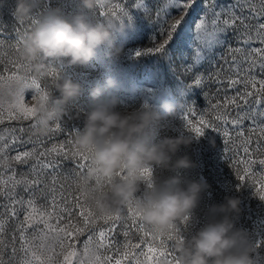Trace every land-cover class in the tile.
I'll list each match as a JSON object with an SVG mask.
<instances>
[{
	"label": "snow or ice",
	"instance_id": "6c2138e0",
	"mask_svg": "<svg viewBox=\"0 0 264 264\" xmlns=\"http://www.w3.org/2000/svg\"><path fill=\"white\" fill-rule=\"evenodd\" d=\"M195 2L196 0H171L172 6L178 9V18L172 17L170 23L168 20L164 21L166 27H161L159 36L165 38L161 42L154 38L150 47L137 51L135 55L139 57L165 54L166 46L172 41L173 34L180 28L188 9L192 8ZM258 2L259 10L256 8L257 0H233L232 4L219 8L217 0H204V12L195 25V32L201 44L209 50L220 46L223 44L221 36L233 30L238 32L237 46L228 49L231 64L225 60V64L216 71L207 76L197 75L194 81L197 87L201 86L204 80L217 84V92H223V104L213 103L212 98L205 93L212 118H206L208 109L197 112L195 108H189L182 119L196 137L203 136L208 129L219 134L223 138L225 158L236 169L237 180L242 185H248V181H251L256 195L264 200V171L257 174L254 170L257 166L264 169V20L260 19L264 16V0ZM121 3H124V0H121ZM135 6L141 7L140 4ZM245 7L250 9L247 16L243 14ZM120 12L123 17L131 19L129 11L120 9ZM104 14L100 13L101 16ZM109 14L116 15V9ZM160 15L158 12L157 19H160ZM250 19H256L257 23L251 26L245 22ZM124 20L121 19L122 24ZM2 35L0 27V36ZM253 41L258 42L260 46H252ZM199 58L198 50V61ZM29 68V65L13 61L11 75L5 77L3 71H0V81L11 82L9 87L14 97L7 108L0 105V124L5 120L24 119L33 121L31 128L36 126V108L25 103L23 93L26 89L34 90L33 98H41L47 94V90L30 75H19L21 70ZM51 76L56 78L55 70ZM229 88L236 89V93L229 96ZM245 121H250L247 127L244 126ZM24 131L23 127L19 129L20 133ZM53 132H66L69 138L50 149L37 152V147H34L32 151L20 152L13 157L14 161L23 163H27L28 159L34 156L37 157L31 169V178H17L15 170L8 175L0 172V209L4 210L0 211V244L5 241L7 221L17 218L16 230L12 234V253L15 254L17 250L15 242L18 239L22 253L20 264H179L175 242L182 236L181 231L175 235L159 237V243L154 245L146 237L150 236L155 240V233L143 224L137 214L135 201L127 207V215L120 224L119 215H96L87 205L81 191L74 196L69 193L71 199L65 196L63 185H60V191L57 192L56 177L61 160L55 157L73 160L74 167L64 178L70 180L78 189L81 178L89 168V158L77 157L75 154L73 137L76 131H69L64 124L57 122ZM18 141L19 138L13 135L4 143V137L0 136V158H3L5 164L8 148ZM53 153L55 157L48 159ZM47 169L54 170L51 173V186L41 178V173ZM143 175L150 183L152 170L146 169ZM21 186L28 194L26 199L17 196L16 189ZM44 189L52 193L47 207L37 203V193L44 195ZM20 211L24 213L22 220L18 219ZM74 213L79 219L74 218ZM100 221L107 227L97 228L96 225ZM118 224L121 227L120 234L124 237L121 242L115 240ZM85 231H89V235L81 242L79 237ZM78 244L81 245L79 249ZM257 246L264 247V241L258 242ZM0 264H5L2 252Z\"/></svg>",
	"mask_w": 264,
	"mask_h": 264
},
{
	"label": "rangeland",
	"instance_id": "374dc122",
	"mask_svg": "<svg viewBox=\"0 0 264 264\" xmlns=\"http://www.w3.org/2000/svg\"><path fill=\"white\" fill-rule=\"evenodd\" d=\"M233 0H217V7L228 6ZM140 4L137 8L135 5ZM119 5V8H117ZM16 7V0H0V27H2L3 35L0 36V71H3L5 77L11 75L12 62L18 61L23 63L20 58V49L22 40L26 34L38 22L40 16L48 11L58 10L64 17L70 18L79 14V7L76 0H40L38 8L34 11L31 19L25 22H17L13 16ZM257 10L260 5L257 0ZM116 9L117 14L111 15ZM120 9L129 11L131 19L123 17ZM205 9L204 0H196L192 8L188 9L187 15L183 23L176 33L173 34L172 41L166 46L165 54L142 55L137 57V51H143L152 45L154 38L157 42H161L165 37L159 36V32L164 21L171 22V18L177 16L178 9L171 4V0H112L111 4L106 7L97 8L95 14H90L93 22H103L105 17H116L120 21L125 19L123 24L126 31L123 35L116 38V47H122L124 54L119 60L108 59V55L114 51L107 45L102 46L98 50L96 59H94L87 67H61L55 70L57 76H52L43 80H36L47 91H54V82L59 77L71 78L74 82L82 86L83 92L79 100L69 106V112L72 117L79 115V119H70L65 117V121L61 122L69 131L82 129L84 126V117L93 104L91 97L92 91L98 86H103L107 79L114 78L119 82L120 87L110 92H105L101 99L107 101L112 97L119 100V111H133L143 109L147 106L151 109H159L160 105L165 102L181 105L177 116L172 119L163 121V127L159 129L158 135L154 142H160L166 137L191 136L194 143L187 148H182L180 155H188L198 167L189 171H182L180 175L185 181H195L206 183L209 188L201 199L191 222L188 225L181 226V233L185 238L195 234L205 223L208 222V212L211 206L223 203L225 197H236L242 201V215L240 216L237 227L249 232L254 244L264 241V200H261L255 193V188L248 181V185H242L236 178V169L232 163L225 158V146L223 138L213 132L211 129L206 130L201 137H196L191 133L183 115L187 113L189 108H195L197 112L208 109L205 99V93L212 98L213 103L223 104V92L218 93V85L209 81H202V85L197 87L194 83L197 75L203 74L207 76L216 71V69L225 64V60L231 64V56L228 51L230 47L237 46L238 32L229 30L221 36L223 44L212 49L204 48L195 32V25L201 19ZM250 9L245 7L243 14L248 15ZM105 13L103 16L100 13ZM160 12V19H157V13ZM239 12V9H238ZM264 20V16L260 17ZM254 26L256 19L245 21ZM252 46H260L258 42L253 41ZM200 52L199 61L197 60V52ZM223 57L224 59H221ZM7 69V70H5ZM259 75V69L256 70ZM19 75H30L29 70H21ZM32 77V76H31ZM10 81H0V105L7 108L13 102V95L10 92ZM192 86V87H191ZM236 89H227L229 96L234 95ZM25 103L33 106L34 90L26 89L24 91ZM54 95L58 98L59 93L54 91ZM206 118H212V111L208 109ZM264 122V121H262ZM32 120L12 119L5 120L0 124V136L4 137V143H7L13 135L19 138V141L13 143L7 150V164L3 158H0V172L4 175L10 174L15 170L17 178L28 176L31 178L32 166L36 163L37 157L28 159L27 163L16 162L13 157L20 152L32 151L37 147V152L52 148L59 145L69 138L67 133L52 132L46 137L33 135V128L30 125ZM250 121H245L244 126L247 127ZM23 127L25 131L19 132ZM247 134V133H246ZM74 138V137H73ZM215 139L216 147L213 148L210 140ZM235 140V137H233ZM238 144L239 141H236ZM259 155V154H257ZM55 153L48 159L54 158ZM61 160L59 170L56 177L57 192L60 191V185H63V191L66 197L71 199L69 193L73 196L80 191L74 187L70 180H66L64 175L74 167L72 159ZM264 171L257 166L254 169ZM53 169L44 170L41 178L51 186V173ZM154 175L161 179L171 175L161 169H155ZM43 188V184L41 185ZM17 196L27 198V193L23 187L16 189ZM44 195L37 193V203L47 207L48 200L52 193L48 189H44ZM6 204L7 201H4ZM87 203V202H86ZM88 205V204H87ZM127 208L122 213L121 222L127 215ZM0 211H4L0 209ZM23 211L19 212L18 219H23ZM75 219V213L73 214ZM16 219L12 218L7 221L5 231V241L0 244V252H2L5 264H20L22 253L19 250V240H16V252L12 253V234L16 230ZM117 225L115 240L121 242L124 237L120 234L121 227ZM97 228L107 227L100 221L96 225ZM31 231V229L29 230ZM18 236V233H16ZM89 231H85L79 237L81 242L87 239ZM154 245L159 243V238L153 240L150 236L146 237ZM171 243V242H170ZM80 244L77 245L79 249ZM139 251V250H136ZM257 264H264V247L259 248V255L256 257Z\"/></svg>",
	"mask_w": 264,
	"mask_h": 264
},
{
	"label": "clouds",
	"instance_id": "9594fccd",
	"mask_svg": "<svg viewBox=\"0 0 264 264\" xmlns=\"http://www.w3.org/2000/svg\"><path fill=\"white\" fill-rule=\"evenodd\" d=\"M79 14L64 17L58 10L48 11L22 40L20 58L29 65L35 80L50 77L61 67H87L96 59L98 50L107 45L114 49L108 59L119 60L124 54L116 47V38L126 27L116 17L93 22L90 14L97 8L109 6L112 0H76ZM40 0H16L12 13L17 22L32 18ZM114 78L95 88L93 104L84 117V126L75 132L73 147L77 157L87 156L89 168L81 178L80 191L96 215H119L135 201L137 214L156 238L175 235L181 226L188 225L203 194L206 183L185 181L180 175L198 167L182 148L194 143L191 136L166 137L154 142L163 121L174 119L181 105L168 102L159 109L144 106L133 111H119V100L101 99L105 92L119 88ZM54 91L59 93L57 98ZM54 91L34 98L36 108L33 135H50L57 122L72 117L69 106L82 95V86L71 78L59 77ZM213 148L215 139L210 140ZM152 170L151 182L143 175ZM155 169L171 175L159 178ZM242 201L225 197L223 203L211 206L208 222L195 234L183 235L175 242L179 264H257L259 247L248 231L238 228Z\"/></svg>",
	"mask_w": 264,
	"mask_h": 264
}]
</instances>
